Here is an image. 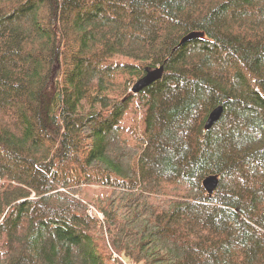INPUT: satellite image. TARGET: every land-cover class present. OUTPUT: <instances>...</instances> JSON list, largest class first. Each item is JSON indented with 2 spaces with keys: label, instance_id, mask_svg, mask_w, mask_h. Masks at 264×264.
<instances>
[{
  "label": "trees",
  "instance_id": "trees-1",
  "mask_svg": "<svg viewBox=\"0 0 264 264\" xmlns=\"http://www.w3.org/2000/svg\"><path fill=\"white\" fill-rule=\"evenodd\" d=\"M128 262L264 264V0H0V264Z\"/></svg>",
  "mask_w": 264,
  "mask_h": 264
},
{
  "label": "water",
  "instance_id": "water-1",
  "mask_svg": "<svg viewBox=\"0 0 264 264\" xmlns=\"http://www.w3.org/2000/svg\"><path fill=\"white\" fill-rule=\"evenodd\" d=\"M197 36H198L197 33L192 32L187 36H185L181 42L184 43L186 41L192 40ZM163 71H164L163 65L158 66L156 68L147 69L146 74L135 82V84L132 87V91L135 93L140 92L143 88L150 85L152 82L156 81L157 79H160L162 77ZM222 113H223L222 105H219L216 108H214L210 112L207 118L205 124L206 128L210 129L215 123H217L220 120ZM218 185H219V176L217 174L208 175L203 180V187L210 195L213 194V192L217 189Z\"/></svg>",
  "mask_w": 264,
  "mask_h": 264
},
{
  "label": "rangeland",
  "instance_id": "rangeland-1",
  "mask_svg": "<svg viewBox=\"0 0 264 264\" xmlns=\"http://www.w3.org/2000/svg\"><path fill=\"white\" fill-rule=\"evenodd\" d=\"M116 58L118 60H122L124 57L123 56H116ZM98 189L99 188L95 187V186H85L83 188V191L81 192V196L87 201L95 202V199L97 198V196L99 194H101V192ZM95 215H96V213L93 216H95ZM127 264H132V263L128 262Z\"/></svg>",
  "mask_w": 264,
  "mask_h": 264
},
{
  "label": "built area",
  "instance_id": "built-area-1",
  "mask_svg": "<svg viewBox=\"0 0 264 264\" xmlns=\"http://www.w3.org/2000/svg\"><path fill=\"white\" fill-rule=\"evenodd\" d=\"M90 212L93 213V212H92V209L90 210Z\"/></svg>",
  "mask_w": 264,
  "mask_h": 264
}]
</instances>
